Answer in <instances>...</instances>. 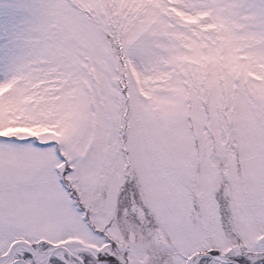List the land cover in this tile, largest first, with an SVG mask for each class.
I'll list each match as a JSON object with an SVG mask.
<instances>
[{
    "label": "snow or ice",
    "instance_id": "1",
    "mask_svg": "<svg viewBox=\"0 0 264 264\" xmlns=\"http://www.w3.org/2000/svg\"><path fill=\"white\" fill-rule=\"evenodd\" d=\"M0 264H264V0H0Z\"/></svg>",
    "mask_w": 264,
    "mask_h": 264
}]
</instances>
